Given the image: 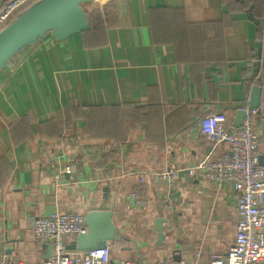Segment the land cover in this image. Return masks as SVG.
<instances>
[{
  "label": "crops",
  "instance_id": "0c3cea01",
  "mask_svg": "<svg viewBox=\"0 0 264 264\" xmlns=\"http://www.w3.org/2000/svg\"><path fill=\"white\" fill-rule=\"evenodd\" d=\"M107 3L115 25L102 5L99 28L48 32L0 71V260L49 256L35 217L111 204L112 260L207 263L234 239L238 193L198 166L228 150L208 142L200 120L221 113L233 127L259 85L260 114L248 113L264 138V4L251 15L245 0ZM165 169L177 171L174 187Z\"/></svg>",
  "mask_w": 264,
  "mask_h": 264
},
{
  "label": "built area",
  "instance_id": "2783aa9c",
  "mask_svg": "<svg viewBox=\"0 0 264 264\" xmlns=\"http://www.w3.org/2000/svg\"><path fill=\"white\" fill-rule=\"evenodd\" d=\"M34 1L4 2L0 7V30L12 20L16 11L25 9ZM199 128L210 144L223 142L228 145V150L217 159L198 166L208 180L230 181L238 193L234 239L226 254L214 256L204 264H264V160L262 164L259 163L260 150L264 151V138L256 133L252 114L248 112L238 128L231 127L221 113L202 117ZM65 170L68 171V167ZM187 171L192 174L195 168H187ZM160 177L169 187H174L177 171L165 169ZM128 196L135 205L145 203L144 196L138 190L131 191ZM85 230L84 216L81 214L51 212L39 215L33 219L32 234L49 243V256L37 263L0 260V264H201L172 259L152 263H136L123 258L112 260L107 246L85 251L67 249V239L75 238Z\"/></svg>",
  "mask_w": 264,
  "mask_h": 264
},
{
  "label": "water",
  "instance_id": "95a60500",
  "mask_svg": "<svg viewBox=\"0 0 264 264\" xmlns=\"http://www.w3.org/2000/svg\"><path fill=\"white\" fill-rule=\"evenodd\" d=\"M109 1L100 0V3L105 5ZM92 2L93 0H36L31 3L0 30V71L11 68L24 48L36 44L48 32H52L56 39L63 40L86 31L89 21L85 5ZM2 4L3 0H0V7ZM250 10L251 6L248 12ZM250 18L255 23L259 22L256 18ZM262 44L264 47V39ZM258 45L261 47L260 42ZM260 96L261 87L253 85L247 106L238 109L236 113L234 128L242 125L247 112L255 110L260 114ZM261 134L264 136V119L261 120ZM262 162L263 156H260L259 163ZM111 216V204L87 212L84 215L85 232L67 243V249L85 251L106 246V242L115 238Z\"/></svg>",
  "mask_w": 264,
  "mask_h": 264
},
{
  "label": "trees",
  "instance_id": "16d2710c",
  "mask_svg": "<svg viewBox=\"0 0 264 264\" xmlns=\"http://www.w3.org/2000/svg\"><path fill=\"white\" fill-rule=\"evenodd\" d=\"M6 2V1H5ZM258 3H261V4H264V0H245V7H248L249 5L250 6H254L255 4H258ZM252 4V5H251ZM90 4H87V5H85V8H86V13H87V17H88V21H89V28L90 29H88L87 31H83V32H81V34L84 36L85 34H87L91 29H93V27H94V29L96 28H99L100 26H102L101 25V23H102V19H101V14L99 13V9L98 8H94V7H88ZM249 6V7H250ZM22 9H24V8H21V9H19L18 11H16L13 15H12V17H11V19H13L14 17H15V15H16V13H18L20 10H22ZM109 9H112V5L110 6V4L109 3H107V4H105L104 6H103V10H104V16H105V20H106V22H108L110 25H115L116 24V22L115 23H113V21L112 20H110V18H109V13H107L108 12V10ZM251 15H253L252 14V9H251ZM253 18H254V16H253ZM10 19V20H11ZM258 24V23H257Z\"/></svg>",
  "mask_w": 264,
  "mask_h": 264
},
{
  "label": "rangeland",
  "instance_id": "374dc122",
  "mask_svg": "<svg viewBox=\"0 0 264 264\" xmlns=\"http://www.w3.org/2000/svg\"><path fill=\"white\" fill-rule=\"evenodd\" d=\"M99 2H100V0H99ZM88 7H97V8L99 7L101 9L102 5H101V3L99 5L90 4Z\"/></svg>",
  "mask_w": 264,
  "mask_h": 264
},
{
  "label": "bare ground",
  "instance_id": "6f19581e",
  "mask_svg": "<svg viewBox=\"0 0 264 264\" xmlns=\"http://www.w3.org/2000/svg\"><path fill=\"white\" fill-rule=\"evenodd\" d=\"M92 3H93L94 5H99V4H100L99 0H93Z\"/></svg>",
  "mask_w": 264,
  "mask_h": 264
}]
</instances>
